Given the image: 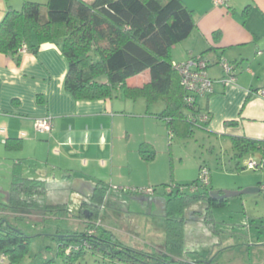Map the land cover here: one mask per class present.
I'll list each match as a JSON object with an SVG mask.
<instances>
[{
	"label": "crops",
	"instance_id": "crops-1",
	"mask_svg": "<svg viewBox=\"0 0 264 264\" xmlns=\"http://www.w3.org/2000/svg\"><path fill=\"white\" fill-rule=\"evenodd\" d=\"M24 1L37 0H23L22 5ZM181 1L193 12L196 28L172 47L171 58L172 63H182L201 55L208 64L213 92L196 102L197 109L210 116L202 130L219 142L229 140L232 147V138L264 142V99L252 94L264 89V53L257 54L264 51V0H227L225 6H215L213 0ZM9 7L21 9L11 0H0V21ZM176 48L181 53L178 62ZM20 55L17 64L15 57L0 54V172L11 175L14 165H19L24 178L44 182L47 204H64L51 193L71 190L79 177L95 185H117L113 178L121 180V175L115 168L131 166L117 163L123 152L136 156V167L144 169L151 162L140 157L139 146L147 143L155 150L166 134L169 140L174 137L156 117L163 104L155 107L158 103L126 98L120 87L109 99H73L63 88L67 63L57 45L45 43L35 54ZM220 59L232 65L233 84L219 82L224 75L218 69ZM149 80L146 71L128 79L126 86L142 87ZM46 117L51 119L50 132H37L35 121ZM6 139L17 140L20 148L7 150ZM152 183L147 182V187ZM76 221L86 228V220ZM0 264H8L1 254Z\"/></svg>",
	"mask_w": 264,
	"mask_h": 264
},
{
	"label": "trees",
	"instance_id": "trees-1",
	"mask_svg": "<svg viewBox=\"0 0 264 264\" xmlns=\"http://www.w3.org/2000/svg\"><path fill=\"white\" fill-rule=\"evenodd\" d=\"M195 28L193 12L181 0H47L45 5L24 1L20 10L9 7L0 21V54L15 57L19 64L18 51L23 45L28 53L35 54L42 44H55L67 63L63 88L73 99H109L120 87L126 98H142L148 105L163 104L162 112L156 117L166 123L171 134L188 137L195 128L204 129L210 116L207 121L199 122L197 114L202 113L196 103L191 107L185 102L186 92L172 65L171 50ZM146 71L150 76L148 83L138 88L126 86L128 79ZM103 75L105 83L98 81ZM191 115L193 118H189ZM232 142L239 153H264L263 141L232 138ZM4 143L7 150L20 148L17 140L6 139ZM138 153L145 161L155 157L154 148L147 143L139 146ZM197 183L198 178L187 186L170 184L176 189L167 196L164 240L155 252L128 248L113 236H107V231L91 225L100 220L97 211L106 199L107 186L102 182L95 185L77 217L86 220V228L79 233L58 232L55 238L59 249L64 252L70 248V241H76L123 264H188L181 256L186 209L203 201L210 211L218 206L215 203L228 201L211 200L209 185H200L194 193L178 191ZM45 195L44 182L24 178L20 166L14 165L7 202L0 203V254L8 264H19L28 254L30 238L9 224L5 212H39L44 216L68 213L65 204H47ZM83 210H87L86 216ZM70 255L67 259L72 258Z\"/></svg>",
	"mask_w": 264,
	"mask_h": 264
},
{
	"label": "rangeland",
	"instance_id": "rangeland-1",
	"mask_svg": "<svg viewBox=\"0 0 264 264\" xmlns=\"http://www.w3.org/2000/svg\"><path fill=\"white\" fill-rule=\"evenodd\" d=\"M11 1L21 8L23 0ZM35 2L45 5L47 0ZM174 53L178 62L179 48ZM218 69L223 71L221 65ZM98 80L105 81L106 78L103 75ZM155 107L162 105L158 103ZM150 128L153 130L151 125ZM131 147L132 144L128 145ZM155 151L154 159L144 169L136 167V156L123 152L117 163L131 166L129 169L115 168L121 180L114 177L117 185L106 188V199L97 211L100 220L91 223L128 248L148 253L159 250L158 245L164 240L167 186L189 185L198 178L200 167L209 172V189L240 192L248 188H264V164L254 169L247 166L249 161L259 162L258 151L239 153L229 140L219 142L200 128H195L188 137L174 135L169 140L166 134ZM131 168L133 171L129 173ZM4 174L0 172L2 204L7 202L11 183V175L6 177ZM128 175L133 180H129ZM76 179L71 190L55 189L51 193L53 199L64 202L68 211L64 216L55 213L45 217L39 212L5 214L9 224L30 238L28 254L19 264H123L76 241L69 242L71 259H67L69 247L64 252L60 251L55 238L57 231L72 234L84 230L85 225L76 220L83 202L95 187L84 177ZM129 181H132L131 185L127 183ZM150 181L153 186L147 187ZM215 204L218 206L210 211L203 201L186 209L182 261L188 264H264V191L232 197L225 204ZM85 212L87 215V210H83ZM89 233H94V230H89Z\"/></svg>",
	"mask_w": 264,
	"mask_h": 264
},
{
	"label": "built area",
	"instance_id": "built-area-1",
	"mask_svg": "<svg viewBox=\"0 0 264 264\" xmlns=\"http://www.w3.org/2000/svg\"><path fill=\"white\" fill-rule=\"evenodd\" d=\"M215 6H225L227 0H213ZM20 54L27 53V48L23 45L19 51ZM264 51H259L257 54L260 55ZM174 69L179 73L181 77V85L186 92L185 102L191 107L197 102V98L210 95L213 92V81L207 75V62L202 58V56L190 57L187 61L182 63H172ZM219 65L223 68L224 77L222 80L223 84H233L235 78L232 74V66L223 59H220ZM252 94L264 99V89H259ZM189 118H193L192 115ZM197 119L199 122L203 123L208 120L207 114H197ZM52 124L51 119L41 118L35 121V129L39 133H49ZM170 135L171 132L169 131ZM264 164V153L260 154L259 162L249 161L248 168L254 169L257 166ZM209 172L206 168H202L199 171L198 183L192 187H181L178 189L179 193L189 192L194 193L200 189V185H209ZM166 194L170 195L176 189L175 185L167 186ZM150 190H148L149 192ZM68 254L70 253V248L67 249Z\"/></svg>",
	"mask_w": 264,
	"mask_h": 264
},
{
	"label": "water",
	"instance_id": "water-1",
	"mask_svg": "<svg viewBox=\"0 0 264 264\" xmlns=\"http://www.w3.org/2000/svg\"><path fill=\"white\" fill-rule=\"evenodd\" d=\"M258 191H260V189H257V188H248L240 192H222V191H217V190H210L208 192V197L213 201H223V200H229L232 197L241 196L244 194L256 193ZM85 216H86V212H85Z\"/></svg>",
	"mask_w": 264,
	"mask_h": 264
},
{
	"label": "flooded vegetation",
	"instance_id": "flooded-vegetation-1",
	"mask_svg": "<svg viewBox=\"0 0 264 264\" xmlns=\"http://www.w3.org/2000/svg\"><path fill=\"white\" fill-rule=\"evenodd\" d=\"M168 196V195H167Z\"/></svg>",
	"mask_w": 264,
	"mask_h": 264
}]
</instances>
